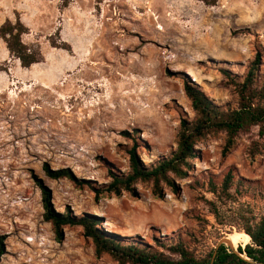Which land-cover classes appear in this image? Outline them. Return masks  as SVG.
<instances>
[{
	"label": "rangeland",
	"instance_id": "obj_1",
	"mask_svg": "<svg viewBox=\"0 0 264 264\" xmlns=\"http://www.w3.org/2000/svg\"><path fill=\"white\" fill-rule=\"evenodd\" d=\"M150 1L0 0V24L20 19L22 41L38 55L26 69L12 56L0 63V264H117L97 257L79 226H64L55 239L36 180L50 189L55 211L97 216L120 242L152 250L182 242L202 256L264 214L257 127L224 157L223 133L197 142L187 176L159 198L139 182L133 194L94 199L110 172L129 171L133 144L147 168L176 149L180 121L195 117L185 79L227 109L236 96L222 70L241 81L259 52L258 81L264 75V0H159L152 11ZM43 164L68 168L81 187L48 178ZM229 170L232 198L217 199L210 184L219 188ZM235 241L226 243L246 245L239 235Z\"/></svg>",
	"mask_w": 264,
	"mask_h": 264
},
{
	"label": "trees",
	"instance_id": "obj_2",
	"mask_svg": "<svg viewBox=\"0 0 264 264\" xmlns=\"http://www.w3.org/2000/svg\"><path fill=\"white\" fill-rule=\"evenodd\" d=\"M24 25L17 19L14 23L6 21L0 26V38L6 43L9 52L16 57L21 67L28 68L38 62V55L28 50L21 41L25 33ZM261 55L257 52L249 63L241 81H236L229 72L222 70L229 85L233 87L236 101L234 108L222 109L210 100L189 79L183 81V90L189 99L194 112L191 121L181 120L177 133L176 149L167 158H163L150 168L140 161L136 145L128 151L129 171L125 175L110 172V181L100 190L95 191V200L101 193L120 195L121 192L133 194L135 185L139 182L149 183L151 193L161 197L163 187L176 190V179H184L190 169V161L197 157L195 145L208 135L224 134L221 155L226 156L234 146L235 139L258 128V135H264V75L258 81L261 65ZM44 174L52 179H68L81 187L68 168L51 169L42 165ZM240 183V182H239ZM40 190L43 221L52 226L54 237L60 241L64 226H79L85 238L92 241L97 257L108 254L117 264H264V214L248 221L242 231L250 238L249 243L235 249L221 243L202 256H196L182 242L159 244L160 249L152 250L137 244H125L117 240L112 233L100 227V218L94 215H73L69 210L57 212L51 203V192L40 180H36ZM233 185V175L229 170L224 176L219 188L210 184V192L217 199H230V189ZM210 212L215 218L218 210L214 202L208 201ZM3 254V239L0 237V256Z\"/></svg>",
	"mask_w": 264,
	"mask_h": 264
},
{
	"label": "bare ground",
	"instance_id": "obj_3",
	"mask_svg": "<svg viewBox=\"0 0 264 264\" xmlns=\"http://www.w3.org/2000/svg\"><path fill=\"white\" fill-rule=\"evenodd\" d=\"M159 4H160V1L159 0H151L150 2H149V7H150V11H152L153 10V8H155V9H158L159 8ZM161 6V5H160ZM160 9V8H159ZM193 38V33L192 32H190V34L188 35V39H192ZM207 40V38H206V34L204 35V36H202V37H200V38H198V40H197V42H196V44H199V45H201V44H204V42ZM198 47V46H197ZM109 113V112H108ZM107 113V114H108ZM124 113V112H123ZM111 114L113 115H116L117 114V111L115 112V111H112L111 110ZM236 235H239V236H241V237H243L244 238V241H245V244H247V243H249V241H250V238H249V236L247 235V234H245V233H238V234H236ZM236 235H234V234H232V235H229L228 237H226V241L225 242H227L229 245H232V246H235V238H236ZM226 243V244H227ZM233 248V247H232ZM234 249H236V248H234Z\"/></svg>",
	"mask_w": 264,
	"mask_h": 264
},
{
	"label": "crops",
	"instance_id": "obj_4",
	"mask_svg": "<svg viewBox=\"0 0 264 264\" xmlns=\"http://www.w3.org/2000/svg\"><path fill=\"white\" fill-rule=\"evenodd\" d=\"M19 21H20V19H18ZM6 21H10L9 19H7V20H4L1 24H0V26L2 25V24H4ZM11 22V21H10ZM21 22V21H20ZM11 23H13V22H11ZM22 23V22H21ZM23 24V23H22ZM24 25V24H23ZM25 27V26H24ZM23 35V34H22ZM21 41H22V36H21ZM22 43L25 45V43L22 41ZM29 50V49H28ZM30 51V50H29ZM10 56H12V57H14L10 52H9V50L7 49V46H6V43L0 38V63L1 62H6V61H8V59L10 58ZM14 59H15V62H16V64L21 68V65H20V62H19V60L16 58V57H14ZM35 65H37V63H34V64H32V65H30L29 67H33V66H35ZM28 67V68H29ZM26 69V68H25Z\"/></svg>",
	"mask_w": 264,
	"mask_h": 264
},
{
	"label": "water",
	"instance_id": "obj_5",
	"mask_svg": "<svg viewBox=\"0 0 264 264\" xmlns=\"http://www.w3.org/2000/svg\"><path fill=\"white\" fill-rule=\"evenodd\" d=\"M223 242L226 244V242L223 240ZM227 246H228V244H226ZM230 247V246H229ZM234 251H235V249H234Z\"/></svg>",
	"mask_w": 264,
	"mask_h": 264
}]
</instances>
